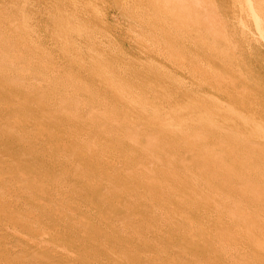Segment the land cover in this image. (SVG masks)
Instances as JSON below:
<instances>
[{
	"label": "rangeland",
	"instance_id": "rangeland-1",
	"mask_svg": "<svg viewBox=\"0 0 264 264\" xmlns=\"http://www.w3.org/2000/svg\"><path fill=\"white\" fill-rule=\"evenodd\" d=\"M140 1L156 6L157 13L160 12L162 18H165L164 16L168 13V9L164 10L162 6V0ZM72 3L86 7L84 9L87 14L85 12L80 14L90 28L95 27L98 41L109 48H106L109 51L107 54H114L112 57L121 58L125 64L135 67L133 70L141 74L132 85L126 86V90L130 88L132 91L134 89L137 91L143 78H153L157 85L164 89L156 93L152 91L153 95L146 94L143 97L150 95L149 97L156 104L161 99H166L171 106L174 103L179 110H183V103L177 101V98L180 95V89L184 87L190 92L200 93L201 99L206 98L205 101L211 100L212 103L220 106L213 112L215 119L222 121L223 118H232L235 121L236 116L240 114L247 121L261 122V130L264 132V22L257 21L250 8V4L253 8L262 7L263 4L258 0H199V4L195 7V15L190 17L186 14L184 18H189L184 19L182 15L175 13V18L179 16L178 19L187 21L185 23L188 29L173 35L176 42L173 44V49L158 41L155 36L146 35L144 24H140L141 20L146 21V18L157 13L154 12L155 10L146 11L143 7L136 10L132 6L127 9L130 4L137 3V0H75ZM260 7V13H264V8ZM71 8L70 0H0V31L2 33L0 34V226H6L9 231L5 237L0 238V262L6 264H114L115 262H110V258L99 247L101 241L103 246L109 247L113 258L122 261L118 260L116 264H185L178 251L171 250L161 240L177 236L176 231L163 230L161 239L155 240L152 231L132 236L123 224L114 218L110 220V210L121 204L116 192L119 189L129 188L128 184L121 181L112 182L113 180L101 172L103 171L101 167L87 174L83 171L68 169L66 165L57 166L56 162L53 163L67 156H70V162L79 163L81 156L78 154L76 142L84 137L91 138L88 142L91 148L95 147L108 154L121 151L114 144L97 141L100 134H95V125L114 120L116 117L119 118L118 116L96 114L85 116L81 120L71 117L70 119L73 120L69 124L73 127L66 128L63 125L52 127L48 122H40V120L34 123L32 121L34 116L30 117L25 110L40 107L45 114L47 112L53 116H60L63 112L56 111L57 105L62 107L61 110L63 109L64 113L82 108L80 106L84 97L73 95L76 90L75 83L70 84L71 79H68L67 75L76 76L74 79L75 81L78 79L77 86L83 83L88 84L92 77L80 68L84 66L85 70L87 68L85 65L89 66L90 60L84 54L77 57L73 65H69V60L74 58L71 57L68 61L60 58L61 55L58 53L61 48L53 46L54 41L59 40V32L53 28V20L59 16V12L62 11L60 16L65 15ZM128 14H136L140 23L128 18ZM175 18L174 21H176ZM151 21L149 28L160 27L158 20ZM169 21L168 30L178 31L176 26L171 25L172 20ZM169 35L172 34L169 33ZM76 43V47L84 50L87 40L81 38ZM194 51L199 52L198 56L189 58L188 55ZM51 64L59 65L58 71L52 72L44 68ZM210 65H214L213 71L216 70L214 73L208 69ZM200 68L201 71H198ZM38 75L41 76L38 77ZM122 75L127 73L122 72ZM56 77L58 78L55 80ZM99 80L104 79L99 78ZM229 82H232V85ZM99 83L96 82V85ZM224 83L232 87L228 86L225 89ZM92 90H94L93 87L89 86L88 92ZM6 95L8 99L4 98ZM53 97H60L63 100L60 103ZM212 98H216L218 102ZM235 99L244 101L239 103ZM19 103V106H14ZM12 105L15 108H12ZM181 115L189 116L190 114L185 110ZM193 118L195 119V116ZM193 124L195 125V122L190 119L186 121V127H193ZM38 126L44 127L43 131H39ZM98 131L103 134L109 130ZM35 132L37 134H34ZM194 133L197 139L195 136H190L186 137L184 142L198 141L201 145L200 156L206 159L205 154H208L213 162L221 164L222 155H218L215 151L211 152L214 149L211 145L219 146L222 143L221 139L213 134L204 135L199 130H195ZM263 141L259 138L254 144L249 145L253 149L252 153L264 156ZM181 144L183 143L176 138L170 146H181ZM227 146V149H235L232 143ZM122 150L125 151L124 153H129V149ZM113 160L121 161V158L113 157L110 161ZM50 162L57 167L54 165L55 168L52 169ZM164 162L174 164L175 158L169 157ZM226 162L230 166L225 165L215 176L221 179L229 174V181L234 191H250L248 183L255 181L239 180L253 175L252 168L236 159H229ZM119 166L123 171L122 166ZM153 170L149 179L138 176L134 178L135 181H167L173 177L158 173L154 168ZM186 174L196 180L205 176V173L197 168H192ZM261 175L264 176V174ZM254 176H256L255 173ZM74 179L95 181L100 189L107 181H111L114 190L109 191V196L106 194V200H104L108 206L104 209L97 207L100 200L97 198L89 201L90 196L86 194L84 188L81 190L69 182ZM181 187L186 193L189 191L188 187ZM106 192L103 186L101 193ZM263 194H254V196L247 194L245 197L247 202L239 206L237 211L246 217L247 214L263 210ZM216 198L220 199L217 210L237 209L233 197L216 196ZM173 199L172 201L183 200L184 205L187 206L183 211H169L175 217L176 223L180 225V223L194 221V224L198 225L202 222L201 218L196 219V215L205 208L203 206L205 204L199 203L205 202L203 199L193 201L187 196L182 197L180 193L173 194ZM143 203L142 199L132 202L134 206ZM148 203L156 209L160 208L155 201L150 200ZM197 206L200 207L194 209ZM140 220L146 225L157 224L151 215L147 219L140 218ZM110 222L113 223L116 232L106 228L105 224ZM229 222L231 221L226 219L223 223L226 225ZM232 222L239 221L234 219ZM209 223H206L207 227H210L211 223L210 225ZM240 224L242 227L245 226L243 222ZM207 227L205 231L209 233ZM160 228L161 225L157 224L154 229ZM68 229H73L74 232H69ZM193 229L198 231V235L204 233L202 227H193ZM189 231L193 236L195 235V231ZM2 233L4 232L0 230V234ZM174 239L179 240L178 237ZM41 240L46 241L43 245H48L43 248L47 254L44 255L46 257L38 254L37 258L35 255L38 252L26 249L27 243ZM143 241L150 243L155 241L157 246L153 244L154 248L137 250L135 244ZM204 242L184 247L182 252L203 254L210 246L216 249L223 245L222 242L217 244L214 237ZM123 251L127 253L123 255ZM257 256L258 254L255 257ZM153 257L154 263H152ZM45 258L48 260L45 261ZM232 262L241 263L237 261L236 254L232 260L220 258L199 261L200 264H231Z\"/></svg>",
	"mask_w": 264,
	"mask_h": 264
},
{
	"label": "bare ground",
	"instance_id": "bare-ground-1",
	"mask_svg": "<svg viewBox=\"0 0 264 264\" xmlns=\"http://www.w3.org/2000/svg\"><path fill=\"white\" fill-rule=\"evenodd\" d=\"M139 1L140 0H137V3L133 5H131L132 1H130L131 4L127 6V9L132 6H134L136 10L139 7H143L146 11L155 10L154 12L157 13L158 10H156V6L147 4L145 1ZM258 1L259 3L263 4L262 7L257 6L253 8L250 4V8L255 19L257 21L264 22V13H260L259 9V7L264 8V0ZM72 2L70 0L72 8L68 14L60 16L62 12L61 11L59 12V16H56V20H53V28L59 32V40L54 41L53 46L55 45L61 48L60 52L58 53L61 55L60 58L66 61H68V59L71 57L74 58L73 60H69V65H73L75 59L77 57L83 56L84 54L85 56L87 55L88 59L90 60V65H85V67H87L85 70L83 69L84 66L80 68V70L86 71L91 75L92 78L88 84L83 83L82 85L77 86L76 81L78 79L76 81L74 79L76 76H74V74L67 75V78L71 79V81H69L70 84L75 83L74 87L76 90L74 91L75 93L73 92V95L84 97L82 106H80L82 108L72 112L64 113L63 109L61 110L62 107L57 105V109L59 110L56 109V111L63 112L60 116H53L47 112L45 114V111L40 107H37L36 109L27 108L25 110L30 114V117L34 116V120H32L34 123H37V120H40V122H48L52 127L54 125H63L66 126V128L73 127V125L69 124V122L76 118H80L81 120V118L85 116L96 114L99 116H118L119 118L116 117L114 120H108L105 123L95 125V134H100L97 141L106 142L111 145L114 144L121 151L108 154L99 151L95 147L91 148L88 145L89 139L91 138L84 137V139L80 138L76 142V145L78 146V154L81 156L79 158V163L70 162V156L61 157L58 161H53V163L56 162L57 166L66 165L68 169L83 171L87 174L96 168L101 167L103 168V171L101 172H104L105 176H108L110 180H113L112 182L121 181L124 184H128L129 188L117 190L116 196L120 197L118 199L121 204L116 205L114 209L110 210V220H113L114 218L117 222L123 224L125 229L132 236L134 234L138 235L144 232L146 233L148 231H152V235L155 240L161 239L160 236L163 234V230L176 231L178 234L177 236H170L164 240H161L166 246H169L171 250L178 251L185 264H195L199 263V261L201 262L220 258H224L225 260L230 258V260H232L234 259L235 254L237 261L241 262L240 264H264V208L263 210L260 209L254 213L247 214L246 217H243L240 212L237 211L239 210V206H243L247 202L245 198L247 194H252L254 196V194L262 195L264 193V176L261 175L264 174V156L252 153L253 149L249 146L254 144L255 140L259 138L260 141L264 140V132L261 130L260 126L261 122L256 120L247 121L244 116L240 114L236 116L235 121L232 118H223L222 121L215 119L213 117V112L220 108V106L218 104L212 103L213 101L211 102L209 97L208 100L211 103L205 101L206 98L205 100L201 99L202 96L200 93L190 92L184 87H182L183 89H180V95H178L177 98V101L183 103V110H179V107L174 105V103L171 106L170 103L166 101V99H161V101L157 99L159 102L157 104L156 102L153 103V99L149 97L150 95L147 97L143 96L146 94H152V91L156 93L164 89L159 84L157 85L153 78H143V80L140 79V88L137 87L139 91H136L135 89L132 91L130 88L126 90V86L128 84L132 85L133 82L136 81L135 79H137V77L141 74H139V71L137 72V70H133L135 67L132 68L128 64H125L124 60H121V58L119 59L115 56L112 57L114 54H107V52H109V48L98 41V33H96L94 30L95 27L93 29L90 28L89 25L84 22L82 18L83 16L80 14L84 12L87 14L85 10L86 7H83L82 5L79 6L78 4H74ZM197 4H199V0H162V6L164 10L168 9L167 15L170 13L168 17L166 15L164 16L165 18H162L160 12H158L156 15L158 16L159 14V17L154 15L152 17L146 18V21L141 20L140 23V20L137 18L136 14H128L129 16H126L137 23L142 25L144 24L143 26L145 27L146 35L155 36V38H158V41H161L163 44L168 45L173 49V44H176L173 35H176L177 32L186 30L187 23L185 22L187 21H184V19L189 17H184H191L193 14L195 15V7ZM153 7L155 9H153ZM141 10L143 11V9ZM175 13H179L178 15H182L181 17L184 19H178L179 16L177 17V14V18H175ZM174 18L176 21L173 20ZM137 19L138 21H136ZM151 20H158L160 27L157 25L158 27L153 28V26H151L152 28H149L148 25ZM169 20H172L171 25L176 26L178 31L175 30L174 32H170V30H168L170 22ZM152 22L153 21H151V23ZM101 33L102 32H100V35ZM169 33L172 35H169ZM0 34H2L1 31ZM81 38H85L87 40L84 50L76 47L75 45L77 44L76 42ZM198 54V51H194L188 56L189 58H196ZM116 65H118V68H116ZM58 66L59 65L57 64H51L45 66L44 68L50 69L48 71L56 72L59 69ZM213 68L214 65H210L208 69L213 71ZM196 69H198V67ZM198 71H201V68ZM214 71L212 73H214ZM122 72L127 73V75H122ZM204 72L206 71L204 70ZM208 73L211 74V72ZM40 76L41 75H38V77ZM57 78L58 77H56L55 80ZM99 78L104 80H99ZM96 82H100L99 85H96ZM229 84L232 85V82H229ZM224 85L223 87L225 89H227L228 86L229 88L232 87L227 85V83V86L225 85L226 87ZM89 86L93 87L94 90L88 92ZM173 94L175 93L173 92ZM1 98L3 99L2 96ZM4 98L8 99L9 97L7 98L6 95ZM53 99L60 101V103L63 100V98L60 97H53ZM212 99L217 101L216 98ZM236 101L242 103L244 100L242 99ZM19 105L20 103L15 104L14 106L17 107ZM14 106L12 105V108H15ZM16 110H18V108ZM185 110L190 114L189 116L181 115V113ZM116 111L117 114L115 113ZM193 116H195V119ZM71 117H73V119H70ZM188 119L195 122L193 127H186V121ZM43 128L44 127L42 126L37 127L39 131H43ZM104 129H108L109 131L103 134L98 131ZM195 130L202 131L204 135L210 136L213 134L221 139L222 143H219V146L218 144L211 145V148H214L211 150V152L215 151V153L218 155H222L223 162L221 164L213 162L212 157H209L208 154H205L206 159L203 158V156H200L199 149H201V145L198 141L184 142L186 137H196V134L194 133ZM34 134L37 133L35 132ZM91 135L93 134L91 133ZM176 138L178 141L183 143L184 146H182L183 144H181V146H170V144L173 143ZM229 143H232L233 146L235 145V149H227V144ZM124 148L129 149V153H124L125 151L122 150ZM186 155L187 157H184ZM113 157L121 158V161H110L113 159ZM169 157L175 158L174 164H166V162H164ZM229 159H236L252 168L253 175L246 176L239 180L255 181L254 183H248L250 191H234L231 187V181H229V174L225 178L221 179H218L217 176H215V174L218 173L221 168H224L225 165L230 166L229 164H226V161ZM53 163L50 162V167H53L52 169H54L56 166ZM119 165L122 166L123 171L120 170ZM107 168L110 169L105 171ZM153 168L156 169V172L158 173L165 174V176L166 174H169L173 177L169 176L170 178L167 181H135L136 179L134 178L138 176L149 179L150 174L152 171H154ZM192 168L200 169L205 173V176L199 180L191 179L186 173L191 171ZM154 173L155 172H153V174ZM254 173L256 176H254ZM69 182L76 188L81 190L84 188L86 194H89L90 196L89 201L95 198H97V200L100 199L97 203V207L104 209L108 206L104 200H106V194L109 196V191L114 190L111 181H107V183L103 185L104 190H107L106 193H101V190L103 191V186L101 187L102 189H100L99 184L95 181L88 182L85 180L82 181L74 179V181ZM181 186L188 187L189 191L186 193L185 189H183ZM178 193H180L182 197L187 196L188 199L193 201H199L202 199L205 201L199 202L205 204L203 205L205 208L202 212L196 215V219H202L200 224L195 225L193 221L188 223H180L179 225L175 222V217L169 211H183L184 208H187V206L184 205L183 200L172 201L173 194ZM216 196L233 197L237 209L224 208L217 210V206L220 205V199H217ZM138 199H142L144 203L139 206H134L132 202ZM115 200L117 199L115 198ZM150 200L155 201L160 208L156 209L149 205L148 202ZM122 202H125V204H122ZM198 207L200 206L194 207V209ZM150 215L154 221H157V224L161 225L160 229H154L157 226V224L154 223H150L148 225L144 223L142 224L143 221H141L140 218L147 219V217ZM226 219H229L231 222L226 223L225 225L223 222ZM234 219H237L239 222H232ZM208 222L211 223V225L209 223L210 227H207L206 223ZM242 222L245 224L244 227H242V224H240ZM105 225L108 230L116 232L113 223L110 222ZM193 227H202L204 233L198 235V231L194 230ZM206 227L207 230H209V233L205 231ZM0 230L4 232L0 234V238L5 237L9 232L6 226H0ZM189 230L195 231V235L193 236ZM69 232L73 233L74 230L70 229ZM175 237H178L179 240L174 239ZM212 237L216 238L217 244H221L222 242L223 245L216 249L210 248V246L203 254H198L197 252H182L184 247L201 244L204 241V243H206V240H210ZM45 242V240H41L39 242H32L30 244L27 243L28 248L26 249H29V251H37L38 253H36V255L33 253L37 258L38 254L44 256L47 254V252H44L43 248L48 247V245H43ZM100 242L99 247L102 248V252H104L106 256L110 258V262H115L114 264H116L119 259L113 258L109 247L103 246V243L101 244ZM154 242L150 243L143 241L136 243L135 246L137 250L142 251L144 249L146 250L154 248ZM125 253L127 252H122L123 255ZM139 254L140 252L138 255ZM256 254H258L257 257H255ZM46 260L48 259L45 258V261ZM152 263H154V257ZM0 264L6 263L0 262ZM231 264L238 263L232 262Z\"/></svg>",
	"mask_w": 264,
	"mask_h": 264
}]
</instances>
